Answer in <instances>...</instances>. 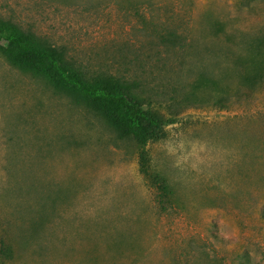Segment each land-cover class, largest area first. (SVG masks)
<instances>
[{"label":"rangeland","instance_id":"1","mask_svg":"<svg viewBox=\"0 0 264 264\" xmlns=\"http://www.w3.org/2000/svg\"><path fill=\"white\" fill-rule=\"evenodd\" d=\"M166 122L139 147L0 55V264H264V0H0Z\"/></svg>","mask_w":264,"mask_h":264},{"label":"trees","instance_id":"2","mask_svg":"<svg viewBox=\"0 0 264 264\" xmlns=\"http://www.w3.org/2000/svg\"><path fill=\"white\" fill-rule=\"evenodd\" d=\"M256 50L264 47L256 40ZM0 55L14 68L45 80L58 93L82 104L102 118L119 138L131 139L139 147L141 164L146 162L145 146L163 138L161 115L144 108L134 85L103 73L87 74L72 65L60 47H54L0 19Z\"/></svg>","mask_w":264,"mask_h":264}]
</instances>
